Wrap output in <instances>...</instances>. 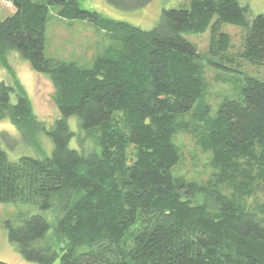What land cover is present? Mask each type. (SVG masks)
Returning <instances> with one entry per match:
<instances>
[{"label": "trees", "instance_id": "obj_1", "mask_svg": "<svg viewBox=\"0 0 264 264\" xmlns=\"http://www.w3.org/2000/svg\"><path fill=\"white\" fill-rule=\"evenodd\" d=\"M10 1L15 10L0 19V65L14 82L0 79V120L26 144L47 134L53 148L16 160L0 148V202L58 209L55 230L65 242L59 254L39 243L49 223L31 213L5 222L19 255L38 264L58 255L57 264H264V200L246 201L264 191V78L245 75L240 97L225 98L214 116L194 111L186 119L207 83L201 54L183 36L211 27L208 54L220 62L208 61L223 67L230 37L221 25L246 26L243 55L264 63V13L250 17L239 0H189L142 29L75 0ZM107 1L132 9L151 0ZM55 3L61 17L91 21L109 38L90 67L43 55L47 7ZM13 49L51 80L60 117L49 127L9 65ZM72 115L93 147H69ZM182 131L210 154L213 172L203 183L172 171Z\"/></svg>", "mask_w": 264, "mask_h": 264}, {"label": "rangeland", "instance_id": "obj_2", "mask_svg": "<svg viewBox=\"0 0 264 264\" xmlns=\"http://www.w3.org/2000/svg\"><path fill=\"white\" fill-rule=\"evenodd\" d=\"M0 1V19L4 18L15 10V6L10 0ZM48 2L47 0H39ZM78 7L84 10H93L100 12L107 18L114 20L127 21L135 24L142 29H151L159 21L160 14L164 8H187L189 0H151L142 7L125 9L117 7L107 0H75ZM241 3L248 4V14L253 17L257 13H264V0H239ZM58 4H48L49 12L45 21V48L43 55L46 57L60 59L64 62H74L77 65L90 67L93 59L101 54L104 48L111 44L109 38L102 33L95 31V26L91 21L81 19H65L61 17L57 10ZM221 29L228 33L230 37L229 49L224 54L231 61L223 62V67L211 64L209 60L220 62L217 57L208 54L210 43L211 27L199 33L183 34L184 38L194 44L195 48L201 54L200 63L204 71L206 89L202 99L196 100L192 108L185 113L186 119H191L194 111L203 116H214L225 98H238L241 96L240 87L245 75H251L258 78H264V63H252L243 55L244 35L246 26L236 24H222ZM8 62L13 69L16 77L22 83L23 90L27 93L33 104V110L37 118L44 122L46 127L52 125L53 120L60 117L52 94L54 92L52 83L48 75L40 72H34L29 68L28 61L20 57L16 50H11L7 54ZM0 79L7 83H12L11 73L0 65ZM16 95L10 94V102L15 103ZM207 106V108H206ZM209 106V107H208ZM69 128L74 132L70 139L69 147L77 150H83L80 147L88 149L93 147L92 137L82 130L77 121V117L72 115L67 119ZM175 140L179 144L182 156L177 165L172 168L174 173L182 175L186 179L201 181L208 179L213 170L210 166L209 152H202L195 143V139L190 134L183 132L175 135ZM80 142V143H79ZM22 135L5 118L0 120V148L11 160H16L19 155L26 154L37 158L44 155L50 156L53 144L49 136L43 132L39 133L35 145L26 144ZM95 148L98 149L96 146ZM264 200V191H258L246 201L254 203ZM58 209L39 208L35 204L25 202H0V259L8 264H38L25 260L17 251V245L10 242L7 236L6 221L19 223L21 217L31 213H39L44 216L49 223L47 233L43 240H39L42 245H48L52 250L62 252L61 247L65 245L64 239H61L55 230L57 225L56 218ZM82 250V249H80ZM60 255L55 258L52 264L59 262Z\"/></svg>", "mask_w": 264, "mask_h": 264}, {"label": "built area", "instance_id": "obj_3", "mask_svg": "<svg viewBox=\"0 0 264 264\" xmlns=\"http://www.w3.org/2000/svg\"><path fill=\"white\" fill-rule=\"evenodd\" d=\"M0 1H2V0H0ZM4 1H6V3H10V2H8L7 0H4Z\"/></svg>", "mask_w": 264, "mask_h": 264}]
</instances>
